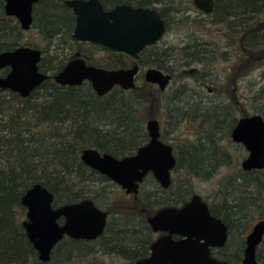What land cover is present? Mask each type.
Here are the masks:
<instances>
[{
    "label": "trees",
    "instance_id": "trees-1",
    "mask_svg": "<svg viewBox=\"0 0 264 264\" xmlns=\"http://www.w3.org/2000/svg\"><path fill=\"white\" fill-rule=\"evenodd\" d=\"M133 1L157 5L167 22V30L175 18L180 22L186 17L190 28L201 21L219 27L227 36L222 49L190 35L191 39L180 46L156 43L143 50L151 63L169 72L174 82L179 80L164 92L153 89L152 95L159 99L163 121L170 131H176L186 121L194 124V129L184 131L185 138L173 139L174 152L186 175L206 179L218 163L228 160L219 144L227 140L236 122L234 112L240 109L238 82L251 68L245 66L252 62V67L264 68V0H213L210 13L196 7L206 14L205 20L183 15L189 1ZM45 6L53 15L46 21L35 19L32 24L44 41L41 49L56 46V40H59L57 46L74 45L70 37L73 17L61 0H50ZM24 33L15 19L5 16L0 1V51L21 44ZM237 52L241 54V68L237 66ZM210 53L215 63L230 61L233 54L235 66L230 63L213 72ZM59 54L54 53L53 61L43 56L39 69L51 74L57 72L64 62V58H58ZM121 61L116 65H121ZM136 81L133 89L117 86L102 97L94 93L88 82L60 86L47 79L27 97L0 89V264H99L95 258L101 247L107 254L117 247L119 240L115 238L87 241L66 237L52 250L48 262L40 261L21 226L25 215L21 197L28 187L39 182L53 193L55 205L88 197L97 202L102 198L89 183L101 174L81 161L80 150L91 146L124 154L144 139L141 111L147 103L144 92L147 83L141 75ZM210 83L212 93L207 91ZM251 85L248 92L254 94L257 90ZM259 91L264 96V87ZM254 113L264 117V103ZM245 114L241 107V115ZM247 176L264 192V170L250 171ZM236 184L235 179L230 181V187ZM245 185L248 188V182ZM124 216L113 217L110 223L120 220L119 224L125 225Z\"/></svg>",
    "mask_w": 264,
    "mask_h": 264
},
{
    "label": "water",
    "instance_id": "water-1",
    "mask_svg": "<svg viewBox=\"0 0 264 264\" xmlns=\"http://www.w3.org/2000/svg\"><path fill=\"white\" fill-rule=\"evenodd\" d=\"M37 0H5L4 12L15 16L20 27L28 30L31 25L32 4ZM199 10L210 13L213 0H192ZM75 15L72 38L76 41L99 43L110 49L136 56L144 47L159 41L166 30L165 21L152 7H132L119 4L110 10H103L98 0H65ZM38 48L21 45L0 52V69L9 67L5 75H0V89L28 96L43 81L50 78L39 70L41 59ZM138 66L130 68L106 69L87 65L81 57L69 60L53 75L60 85H80L88 81L97 96H103L114 86L122 89L135 87ZM144 79L157 84L164 90L171 75L156 68H148ZM149 141L139 146L134 154L115 157L110 153H100L93 147L80 151L81 161L123 187L127 193L136 192L147 171H152L164 185L169 184V172L175 165L172 146L159 139L157 121L147 122ZM231 140L240 142L248 151L242 161L243 169L264 167V118L259 113L238 118L230 133ZM54 195L44 185L37 182L28 187L21 205L26 209L21 226L42 262H48L55 245L66 235L75 239H95L104 230L107 212L98 208L89 199L53 206ZM192 218V226L190 219ZM154 229H169L185 235L179 242L168 237L160 238L152 246L149 259L132 264H226L209 256L208 246L217 239L225 238V226L211 217L205 203L195 195L191 202L176 209L166 207L148 218ZM264 233V220L258 221L246 237V247L241 264H261L256 260L255 251Z\"/></svg>",
    "mask_w": 264,
    "mask_h": 264
},
{
    "label": "flooded vegetation",
    "instance_id": "flooded-vegetation-1",
    "mask_svg": "<svg viewBox=\"0 0 264 264\" xmlns=\"http://www.w3.org/2000/svg\"><path fill=\"white\" fill-rule=\"evenodd\" d=\"M0 1L2 2L3 13L5 14L4 12L5 0H0ZM49 1L50 0H37L32 4V12H31L32 21L30 28L28 30L33 29L32 24L35 19L46 21L50 19V16L53 15V13H50L45 6V4ZM98 1L101 3L103 10H110L119 4L129 5L132 7H152L157 10L156 8L157 5L156 6L144 5L138 2H134L133 0H112V1L98 0ZM61 3L66 8L67 12L73 17V27H74L75 15L73 11L71 10V8L65 5V0H61ZM5 16L15 19L20 26V23L15 16L6 15V14ZM164 21L166 26V30L164 33L165 35L167 32V22L165 19ZM28 30H23V31L25 32ZM70 37L72 42L75 43L70 47H68V45L63 46L62 44H59V46H57L58 45L57 41L59 42V40H56V46H53L52 44L50 45L49 48L45 50L36 47V45L28 44L27 46L38 48L42 54L41 59L44 56L43 52H48L47 56H49L51 61H53L55 52H57V54H59V52H64L58 55V58H60L59 56L64 58L63 65L60 69H62L69 60L75 57H81L85 60V63L87 65H93L96 67H102L106 69L130 68L133 65H137L138 73L135 77V84L137 82L136 81L137 76L141 75L143 77V80L147 83V86H151L154 90H158L160 92L166 91L167 89L170 88V84L174 83L173 77L169 72L164 71L163 69H160L156 67L153 63H151L150 61L151 58L148 57V55H146L145 52H143L145 47L140 52H138L136 56H132L124 52L110 49L107 46H104L99 43H91L88 41H76L75 39L72 38L71 35ZM163 37L156 43H162L164 45L162 41ZM21 45H26V44H19L17 46H21ZM237 53L239 58L237 66L241 68V54L239 52ZM208 58L212 70L213 65L215 64L214 57L210 53ZM119 61H121L120 62L121 65L118 66L116 64ZM230 63H232V65L235 66L234 64L236 63V60L233 59ZM230 63H228L227 65H229ZM148 68H156L163 71L164 73H168L171 75V79L164 90H160L157 84L149 83L144 79V72ZM8 71H9V67H4L0 69V75H5L8 73ZM44 73H48L50 75V78L48 79L53 80V75L55 73L54 74H51V72H44ZM84 82H88V81H84ZM60 86H69V85H60ZM73 86H79V85H73ZM155 99L158 105V109H157L158 112L155 115L149 116L145 122L143 120L142 125L145 131V137L134 148L129 149L124 154H113L107 151L99 150L95 147L93 148L97 149L100 153L103 152L110 153L115 157H123L125 155L134 154L139 146L144 145L149 141L147 122L151 120L157 121L159 127V133H160L159 139L162 142L170 144L172 146V152L175 157V165L169 172L170 174L169 184L167 186H164L150 170L145 173L142 181L139 182L137 186V191L127 193L123 187H121L116 182L110 180L105 175L98 172L99 174H101V177L95 179L94 181H89V183L91 184L90 188L94 189V191L102 195V198L99 199L97 198L98 199L97 202H94L89 197L88 198L91 199L98 208L107 212L106 225L104 227L103 232L95 239H91V240L82 239V240L98 241L99 239L102 238H105L104 240L107 241L109 239L113 241V238L119 240L117 247L113 248L109 253V255L120 259L121 261L124 262V264H132L138 260L149 259L152 255L153 244H155V242H157L160 238L168 237L172 242H179L180 240L186 238V236L177 232L169 231V229H161V228L154 229L153 226L149 224L148 218L153 216L157 211H159L162 208L174 207L176 209H181L189 202H191L195 195H198L200 197V201L206 204L209 215L219 220L225 226L224 241L218 243L219 241L215 239L214 244L208 246L209 256L217 260L218 262H224L226 264H241L242 259L244 257L247 235L251 232L252 228L258 221L264 220V192H262L258 188V186L255 185L256 183L254 179L252 181V178L248 177L247 175L248 172L250 171L260 172L264 170V167L261 169H248V170L242 168L241 163L248 155V151L245 149L242 143L234 142L231 140L230 137L231 131H230L229 136L227 137V141L226 140L222 141V143L219 144V146L221 147L222 151L226 152L228 160L225 163L233 165L234 167H236V170H233V172L230 173L228 176L218 181L216 184V188L209 195V197L208 196L204 197L203 195L195 192L192 189L190 181H191V177L193 178L198 176H188L183 172V169L179 167L174 152L173 140L172 139L166 140V138L164 137L165 132L170 131V128H166L165 122L163 121L164 116L163 114H161V108L159 105L160 101L157 98ZM209 100L213 101V98H209ZM147 107L148 105H146V108ZM245 115H250V114H245ZM245 115H241L240 117ZM238 118H236V122ZM167 127H171V126H167ZM231 146L235 147L234 150L230 149ZM85 147H91V146H84L83 148ZM83 148H81V150ZM235 158L238 159L235 160ZM222 163L224 162L218 164L220 165ZM235 176H239V177L235 178ZM234 179L237 184L235 186L230 187V181ZM256 180H259V178ZM247 182L249 184L248 188L245 187L246 186L245 184H247ZM53 206L54 207L58 206L55 205L54 200H53ZM121 214L125 215L124 217L127 218L126 220L127 223H125V225H120L119 224L121 223L120 220H118L116 224L110 223L113 217H118ZM190 226H192V218L190 219ZM66 237L70 238L65 235L62 240H64ZM70 239H75V238H70ZM102 248L103 247H101L99 251L105 253L103 250H101ZM255 257L259 263L264 264V233L260 243L256 247Z\"/></svg>",
    "mask_w": 264,
    "mask_h": 264
},
{
    "label": "rangeland",
    "instance_id": "rangeland-1",
    "mask_svg": "<svg viewBox=\"0 0 264 264\" xmlns=\"http://www.w3.org/2000/svg\"><path fill=\"white\" fill-rule=\"evenodd\" d=\"M189 1V8L184 11V16H188V19L196 18V19H208L206 14L199 12L196 7L192 4V0H184ZM179 15V14H178ZM179 18H175L170 23V28L167 30L166 34L163 37V43L165 45H178L180 46L185 42L187 39L198 37L197 40H204L211 45H218L221 49L225 47L227 44V36L224 35V31L220 29L219 27L215 25H209V24H203V22L199 21L197 22L192 28H190L188 24V20L186 17L182 19V21L177 22ZM21 44H30V45H36L39 48L44 47V41L41 39V37L37 34L35 29H30L28 31H25L22 39L20 40ZM75 47V46H74ZM47 56V54L44 53V56ZM61 57V56H59ZM234 59L233 54L231 55V60L229 62H223V61H217L213 65V72H218L223 67H225L228 63H230ZM253 63H248L245 68H250V72L247 76L239 80L238 82V88H237V96L239 100V111H235L234 115L236 118L241 116V107L247 114H252L255 112V109L262 103H264V96L260 93V88L264 87V68L263 67H252ZM189 69V68H186ZM178 83L179 80H176ZM187 81L192 82L190 78H187ZM251 83H255V85H251ZM174 84H170V87ZM212 83L209 84V88H207V91L209 93H212L211 89ZM251 85L255 90H257L254 94L252 92H248L249 88L248 86ZM145 91V97L146 102L148 104V107L143 108L141 111V117L146 121V119L149 116L155 115L158 112V105L156 103V99L152 95L153 88L151 86H147ZM255 96V99L252 97ZM198 99V97L196 98ZM194 129V124L183 122L179 129L176 131H170L169 133L165 134L166 140H173L177 138H185L186 134H184V131H191ZM227 141V140H226ZM224 143V142H223ZM235 147L231 146L230 149L234 150ZM238 158H235L237 160ZM53 166L49 167L50 169ZM233 170H236V167H234L231 164L222 163L219 166L216 167L215 171L212 172L210 177L204 179L201 177H191V186L192 189L203 195L204 197H209V195L213 192V190L216 188V184L221 179L228 176L230 173L233 172ZM39 173V172H38ZM263 211V210H262ZM95 260L99 264H124L123 261L120 259L111 256L107 253H102L101 251H97Z\"/></svg>",
    "mask_w": 264,
    "mask_h": 264
}]
</instances>
